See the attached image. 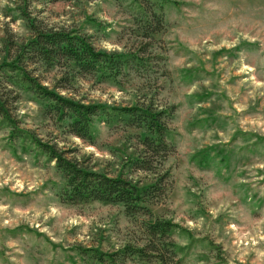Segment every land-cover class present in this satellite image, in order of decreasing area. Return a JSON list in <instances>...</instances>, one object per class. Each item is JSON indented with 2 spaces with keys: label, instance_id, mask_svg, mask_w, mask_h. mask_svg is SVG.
<instances>
[{
  "label": "rangeland",
  "instance_id": "374dc122",
  "mask_svg": "<svg viewBox=\"0 0 264 264\" xmlns=\"http://www.w3.org/2000/svg\"><path fill=\"white\" fill-rule=\"evenodd\" d=\"M176 1L165 8L163 30L146 41L149 71H133L116 86L77 77L70 89L56 90L86 103L152 99L172 107L168 124L176 148L164 162L167 191L151 208L187 230L189 235L175 236L191 244L183 264H264V0ZM22 3L0 0V66L31 35L13 9ZM29 5L46 24L88 30L98 48L124 51L141 41L137 15L126 0ZM89 19L107 31L91 28ZM30 68L44 84L58 86L62 69ZM0 97L21 129L57 143L90 168L110 175L123 171L142 185L156 180L157 173L126 166L141 150L139 129H111L96 119L100 136L89 144L3 76ZM64 182L55 162L25 150L0 125V264H90L80 248L115 252L145 242L142 217L128 216L119 205L64 203L56 185Z\"/></svg>",
  "mask_w": 264,
  "mask_h": 264
},
{
  "label": "trees",
  "instance_id": "16d2710c",
  "mask_svg": "<svg viewBox=\"0 0 264 264\" xmlns=\"http://www.w3.org/2000/svg\"><path fill=\"white\" fill-rule=\"evenodd\" d=\"M44 1L63 0H23L22 4L13 8L18 11L17 18L26 22L31 35L15 44L13 59L0 66V76L5 77L12 87L32 95L43 105L46 116L55 119L69 134L89 144H96L100 136L96 119L111 129H139L141 132L137 137L141 150L136 156L127 158L126 166L157 173L156 180L142 185L123 171L110 175L90 168L84 161L69 156L67 150L57 143L46 142L34 131L21 129L10 115L7 102L1 97L0 125L10 129L12 140H18L25 150L34 149L38 155L55 162V167L65 180L62 185L56 184L58 195L64 203L119 205L128 216L143 218V244H126L115 252H105L97 247L80 248L79 254L87 258L90 264H126L136 259L160 264H183L190 253L191 244H181L175 236L189 235L187 230L171 219L155 216L151 208L167 191L165 182L170 173L165 171L164 162L176 148V132L168 124V118L174 112L172 107H162L152 99L140 100L132 105L86 103L56 90L70 89L77 77H90L98 83L116 86L133 71L140 75L149 71L151 58L145 54L150 42L146 41L163 30L166 6L178 2L126 0L137 15L141 41L136 48L119 51L98 48L93 40L94 35L83 27L44 23L29 9L30 3ZM88 21L96 31H107L101 22L94 19ZM36 64L46 71L62 69L58 86L51 88L33 75L30 67Z\"/></svg>",
  "mask_w": 264,
  "mask_h": 264
}]
</instances>
